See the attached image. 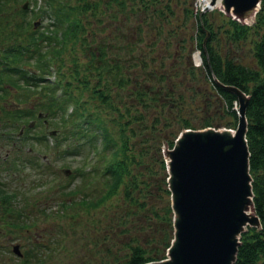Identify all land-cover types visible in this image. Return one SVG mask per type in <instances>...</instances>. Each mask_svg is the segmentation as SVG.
Wrapping results in <instances>:
<instances>
[{
    "label": "trees",
    "instance_id": "16d2710c",
    "mask_svg": "<svg viewBox=\"0 0 264 264\" xmlns=\"http://www.w3.org/2000/svg\"><path fill=\"white\" fill-rule=\"evenodd\" d=\"M20 1L0 0V101L6 91L14 90L17 99L10 108H0L3 128H13L19 120L41 111L56 126L55 154L81 158L75 163L80 181L66 187V192L77 193L87 206L121 193L131 214L140 218L128 231L133 230L125 256L100 264H138L159 258L173 236L165 158L161 153L153 162L147 161V150L136 156L135 147L126 143L128 137L122 131L135 114L123 97L160 109L148 127L157 130L152 135L154 146L158 140L171 146L185 127L235 126L236 94L218 85L213 74L248 94L249 171L260 225L247 224L240 231L232 264H264V0L252 22L216 8L194 15V0H28L30 7ZM28 12L40 18L41 27H33ZM100 31L107 33L96 37ZM139 43L148 48L140 59L145 74L127 69L138 61L130 60L126 66L118 57L120 48L132 51ZM195 48L201 55L200 77L195 76L191 58ZM166 58L171 59L167 65ZM155 59L163 70L150 66ZM25 61L35 65L24 66ZM192 78L202 84L192 86ZM182 85L192 88L191 94L181 91ZM196 93L207 109L202 108L200 115L193 108L183 110L188 106L187 96L194 100ZM28 98H34L33 105L17 106ZM210 105L222 111L215 110L220 116L216 120L208 113ZM173 109H178L177 115L171 114ZM109 122L118 126V137L111 134ZM158 123L167 128L160 138L155 137L161 132ZM134 135L133 129L130 138ZM41 136L46 146L43 131ZM13 197L14 192L0 184V214L14 215L7 223L23 226L26 218ZM13 208L17 212H11ZM21 259L22 264H29L26 257Z\"/></svg>",
    "mask_w": 264,
    "mask_h": 264
},
{
    "label": "rangeland",
    "instance_id": "374dc122",
    "mask_svg": "<svg viewBox=\"0 0 264 264\" xmlns=\"http://www.w3.org/2000/svg\"><path fill=\"white\" fill-rule=\"evenodd\" d=\"M23 1L25 7H30L28 0ZM205 4H207L206 1L203 2V5ZM219 4L217 3L213 7L221 10L222 6ZM193 5L198 8L201 6L199 0H194ZM28 14L32 22L35 17L31 16L30 12ZM240 20L249 21V18ZM40 23V19L37 18L35 26L41 27ZM106 33L107 31H100L95 36L102 38ZM147 50L148 48L141 43L137 45V49L132 51L122 47L119 49L118 57L126 66L130 60L138 61L137 65L129 66L127 69L134 74L142 72L145 74L146 70L141 67L140 59ZM195 52H197V56L194 57ZM140 53L142 54L140 55ZM199 56L201 58L200 50L193 49L191 52L192 62L198 60ZM146 60L149 59L146 57ZM170 60V58H166L163 62L167 65ZM198 61L201 62L200 59ZM154 62L149 63L150 66L159 65V68L163 70L164 67L162 68L160 61L156 62L155 59ZM23 63L24 66L35 65L28 61ZM150 66L147 67L148 70ZM198 66L196 65L195 68L196 77H200L201 74ZM179 76L180 74L173 77L178 78ZM187 77L189 79L191 75L189 74ZM177 78H173V80L177 81ZM192 79L190 81L192 86L198 83L202 84L200 80ZM168 84L169 79L165 85ZM180 90L185 94H191L193 91L192 88H186L185 85H182ZM201 99L199 93H196L194 100L187 96L188 106L183 110L189 111L190 108H193L199 115L202 114L203 109H207L201 105L203 103ZM123 100L132 104L133 114H135V119L122 131V134L128 137L126 143L135 147L136 156L141 150H147L149 153L145 160L153 162L155 158L160 157L161 153L163 154L164 143L162 140H158L155 143L159 144L161 148L155 147L156 144L154 146L152 135L157 130L148 126L154 119V114L160 109L156 106L153 110L147 102H140L141 105H139L135 100L129 101L128 96H124ZM15 102H17L16 91L11 93L6 91L3 100L0 101V108L3 105L8 109ZM18 102L17 106L29 107L33 105L34 98ZM215 110L222 112L215 105H210L208 113L214 120L220 117ZM177 111L178 109H173L171 114L177 115ZM1 114L5 116V112ZM41 119L42 117L39 119V123L37 122L39 125L35 128L36 130L32 131L29 139L11 141L7 140L5 134L0 133V184L14 192L13 201L16 207L22 211V217L26 218L23 220L25 223L20 224L23 226H18L17 223L5 226L8 217L13 218L14 215H9L7 212L0 214V264H22L21 258L23 257L27 258L29 264H34L37 261L38 264H100L105 259L123 258L130 241L129 236L133 230L128 231L141 221L140 218L131 214L127 202L120 197L121 193H117V197H114L116 194L106 197L105 203L97 202L93 206H87L79 200L77 193H72L70 190V192H66V187L80 181L75 163L79 162L81 158L70 153L58 157L55 154L56 149L44 146L43 141L36 144L33 142L31 147V138L37 131L39 133L43 131L48 137V142H52L54 139L52 135L57 132L54 124L47 120L45 125ZM127 119L129 118L127 117ZM18 123L15 126V131ZM144 124H147V127H143ZM3 126L4 120L0 118V132L3 130ZM157 126H160L161 132L158 131L160 135L155 134V137L160 138L162 132L167 128L160 123ZM50 128L55 130L54 134H50ZM108 128L114 137H118V126L109 122ZM133 129L136 135L130 138ZM35 158H39L40 166L35 162ZM65 167L69 168L68 172H65ZM92 185L96 189H100L96 184ZM153 196L159 197L156 193ZM162 203H164L163 198H161ZM14 211L17 212L15 208L11 212ZM15 242L19 244V249L23 253L21 256L12 250V244ZM24 251L28 253L24 254Z\"/></svg>",
    "mask_w": 264,
    "mask_h": 264
},
{
    "label": "water",
    "instance_id": "95a60500",
    "mask_svg": "<svg viewBox=\"0 0 264 264\" xmlns=\"http://www.w3.org/2000/svg\"><path fill=\"white\" fill-rule=\"evenodd\" d=\"M209 0L204 9L216 4ZM223 10L251 21L260 0H219ZM208 33V31H207ZM215 82L236 94L237 123L229 127L184 128L164 146L171 191L173 236L166 255L138 264H232L246 223L260 225L253 206L245 107L241 88ZM65 172L69 168H64ZM13 249L21 253L18 243Z\"/></svg>",
    "mask_w": 264,
    "mask_h": 264
},
{
    "label": "bare ground",
    "instance_id": "6f19581e",
    "mask_svg": "<svg viewBox=\"0 0 264 264\" xmlns=\"http://www.w3.org/2000/svg\"><path fill=\"white\" fill-rule=\"evenodd\" d=\"M206 1L208 3L209 0H201V5H203V2ZM216 3H219V0L216 1ZM198 52V51H197ZM197 52L194 53V57L197 56Z\"/></svg>",
    "mask_w": 264,
    "mask_h": 264
},
{
    "label": "flooded vegetation",
    "instance_id": "af4514ba",
    "mask_svg": "<svg viewBox=\"0 0 264 264\" xmlns=\"http://www.w3.org/2000/svg\"><path fill=\"white\" fill-rule=\"evenodd\" d=\"M29 125H33V127L36 125V121L35 120H33V122L32 123H28Z\"/></svg>",
    "mask_w": 264,
    "mask_h": 264
}]
</instances>
